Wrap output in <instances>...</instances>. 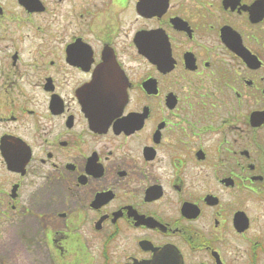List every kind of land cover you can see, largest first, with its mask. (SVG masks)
<instances>
[{
  "label": "flooded vegetation",
  "instance_id": "1",
  "mask_svg": "<svg viewBox=\"0 0 264 264\" xmlns=\"http://www.w3.org/2000/svg\"><path fill=\"white\" fill-rule=\"evenodd\" d=\"M17 223L60 264H264V0H0Z\"/></svg>",
  "mask_w": 264,
  "mask_h": 264
},
{
  "label": "rangeland",
  "instance_id": "2",
  "mask_svg": "<svg viewBox=\"0 0 264 264\" xmlns=\"http://www.w3.org/2000/svg\"><path fill=\"white\" fill-rule=\"evenodd\" d=\"M20 227V223L13 225L6 236L0 229V264H56L49 250L28 244L32 235L23 234Z\"/></svg>",
  "mask_w": 264,
  "mask_h": 264
}]
</instances>
